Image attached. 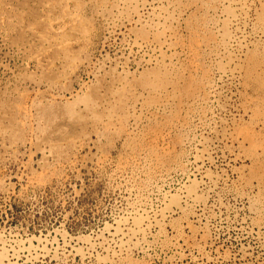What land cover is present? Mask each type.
<instances>
[{
    "label": "rangeland",
    "instance_id": "374dc122",
    "mask_svg": "<svg viewBox=\"0 0 264 264\" xmlns=\"http://www.w3.org/2000/svg\"><path fill=\"white\" fill-rule=\"evenodd\" d=\"M0 264H264V0H0Z\"/></svg>",
    "mask_w": 264,
    "mask_h": 264
},
{
    "label": "bare ground",
    "instance_id": "6f19581e",
    "mask_svg": "<svg viewBox=\"0 0 264 264\" xmlns=\"http://www.w3.org/2000/svg\"><path fill=\"white\" fill-rule=\"evenodd\" d=\"M140 7H142V6H140ZM231 20L233 21V25L237 24L239 21L235 17L231 18ZM234 42H235V40H234ZM144 190H146V189L144 188ZM151 191L152 190H150L149 192H151ZM142 193H144V192H142ZM181 194H182L181 198H183V200L187 204H190V203L194 204V202H195V196L194 195H192L190 192H186V190L184 192H182ZM157 201L158 200H155V202H157ZM164 201L165 200H163L162 202H164ZM126 209H127L126 214L122 218V220L120 221V225H122L124 227V230L121 233L117 232V233H114V235H113V236H116L119 234V235H121V237L123 239L120 242V244L118 245V248L120 251H125V250L131 249V248L134 249V248L142 246L143 245L142 243H144V240H146L145 228H147V230H150V232H151L153 230V228L156 227L157 224L160 222L159 221L160 217H162L164 220L168 219L173 214V212L177 210V207L174 206V207L168 208L165 206V203L164 204H154L147 197V194L144 193L143 195H139V196H137L136 199L132 200L128 204V207ZM138 216H141L145 222L144 223H138L136 221V218ZM112 239L114 240V238H112ZM89 251H91V250L88 249L87 252H89ZM13 254H17V251L14 248H13Z\"/></svg>",
    "mask_w": 264,
    "mask_h": 264
}]
</instances>
